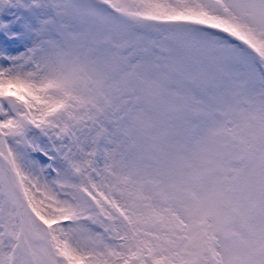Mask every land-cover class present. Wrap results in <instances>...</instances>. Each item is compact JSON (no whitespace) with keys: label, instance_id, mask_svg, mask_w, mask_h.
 <instances>
[{"label":"snow or ice","instance_id":"6c2138e0","mask_svg":"<svg viewBox=\"0 0 264 264\" xmlns=\"http://www.w3.org/2000/svg\"><path fill=\"white\" fill-rule=\"evenodd\" d=\"M0 264H264V0H0Z\"/></svg>","mask_w":264,"mask_h":264}]
</instances>
